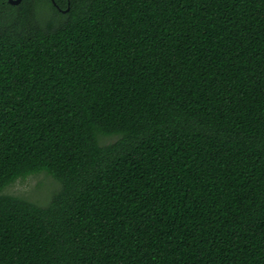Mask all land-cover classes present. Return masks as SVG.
Segmentation results:
<instances>
[{
  "label": "trees",
  "instance_id": "trees-1",
  "mask_svg": "<svg viewBox=\"0 0 264 264\" xmlns=\"http://www.w3.org/2000/svg\"><path fill=\"white\" fill-rule=\"evenodd\" d=\"M0 264H264V0H0Z\"/></svg>",
  "mask_w": 264,
  "mask_h": 264
},
{
  "label": "rangeland",
  "instance_id": "rangeland-1",
  "mask_svg": "<svg viewBox=\"0 0 264 264\" xmlns=\"http://www.w3.org/2000/svg\"><path fill=\"white\" fill-rule=\"evenodd\" d=\"M57 188L52 178L44 173L16 181L4 193L25 198L38 205H46Z\"/></svg>",
  "mask_w": 264,
  "mask_h": 264
},
{
  "label": "water",
  "instance_id": "water-1",
  "mask_svg": "<svg viewBox=\"0 0 264 264\" xmlns=\"http://www.w3.org/2000/svg\"><path fill=\"white\" fill-rule=\"evenodd\" d=\"M21 2V0H8V3L11 5H18Z\"/></svg>",
  "mask_w": 264,
  "mask_h": 264
}]
</instances>
